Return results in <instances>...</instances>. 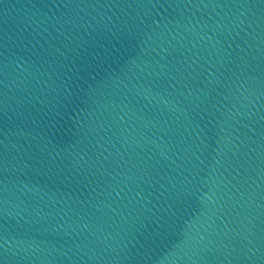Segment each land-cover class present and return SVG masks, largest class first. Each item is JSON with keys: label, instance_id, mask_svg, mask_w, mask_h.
<instances>
[{"label": "water", "instance_id": "obj_1", "mask_svg": "<svg viewBox=\"0 0 264 264\" xmlns=\"http://www.w3.org/2000/svg\"><path fill=\"white\" fill-rule=\"evenodd\" d=\"M0 264H264V0H0Z\"/></svg>", "mask_w": 264, "mask_h": 264}]
</instances>
